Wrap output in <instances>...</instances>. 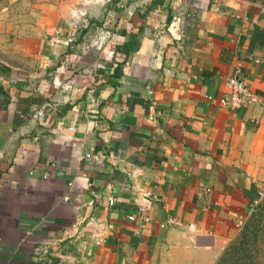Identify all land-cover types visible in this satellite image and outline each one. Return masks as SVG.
I'll return each instance as SVG.
<instances>
[{"label":"crops","instance_id":"crops-1","mask_svg":"<svg viewBox=\"0 0 264 264\" xmlns=\"http://www.w3.org/2000/svg\"><path fill=\"white\" fill-rule=\"evenodd\" d=\"M37 5L0 22V264H214L264 179V0Z\"/></svg>","mask_w":264,"mask_h":264},{"label":"rangeland","instance_id":"rangeland-1","mask_svg":"<svg viewBox=\"0 0 264 264\" xmlns=\"http://www.w3.org/2000/svg\"><path fill=\"white\" fill-rule=\"evenodd\" d=\"M40 1L42 0H0L1 24L5 25L8 32L14 34V36L23 35V37L30 40L35 32L37 4ZM77 5L80 4L77 3ZM257 191L260 194L255 195L254 201L247 212L244 215L237 216L234 230L223 245L221 252L240 234L246 225L247 232L250 233V240L256 241L255 245L258 247V250L254 247L252 248L250 257H255L257 261L264 263V179Z\"/></svg>","mask_w":264,"mask_h":264},{"label":"built area","instance_id":"built-area-1","mask_svg":"<svg viewBox=\"0 0 264 264\" xmlns=\"http://www.w3.org/2000/svg\"><path fill=\"white\" fill-rule=\"evenodd\" d=\"M83 1V0H80ZM224 93L218 97V105L229 110H234L238 108L252 106L257 103V97L251 91L245 80L237 74H232L230 76L224 77ZM69 130H74L73 127H69ZM85 157H92L97 159L96 155L85 153ZM260 193L257 191L256 195ZM111 204V203H110ZM128 220H133L134 216L129 214L126 217ZM147 221V217L143 216L141 218ZM192 225L188 224V229H191Z\"/></svg>","mask_w":264,"mask_h":264},{"label":"trees","instance_id":"trees-1","mask_svg":"<svg viewBox=\"0 0 264 264\" xmlns=\"http://www.w3.org/2000/svg\"><path fill=\"white\" fill-rule=\"evenodd\" d=\"M25 101V99H22L21 103H25ZM25 106L29 107L26 103ZM25 114L24 110L20 107L17 108L13 116V123L21 122ZM255 244L256 241L250 240V233L247 232V226L245 225L240 234L221 252L214 264H264L257 261L255 257H250L253 247L258 250Z\"/></svg>","mask_w":264,"mask_h":264}]
</instances>
